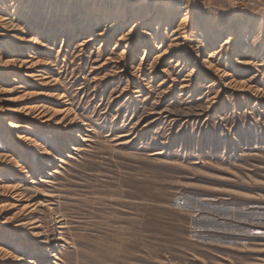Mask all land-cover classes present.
<instances>
[{"label":"rangeland","instance_id":"1","mask_svg":"<svg viewBox=\"0 0 264 264\" xmlns=\"http://www.w3.org/2000/svg\"><path fill=\"white\" fill-rule=\"evenodd\" d=\"M142 20L223 87L144 34L120 74ZM0 55V264H264V0H0Z\"/></svg>","mask_w":264,"mask_h":264},{"label":"bare ground","instance_id":"2","mask_svg":"<svg viewBox=\"0 0 264 264\" xmlns=\"http://www.w3.org/2000/svg\"><path fill=\"white\" fill-rule=\"evenodd\" d=\"M170 9H173V8H170ZM162 26H163V23L158 21L155 24V26H154V30H155L154 34L155 35L154 34H148L147 32L143 33L141 31H143L145 29L152 28V24H147V23L145 24V20H142L141 22L136 23L132 28H130V30L127 33L123 34V36L120 37V39L117 40V41L118 42H120V41H124L125 42L126 41V43L124 45V50L121 51L120 55L118 56L117 60L115 61V69H117L120 72V74L124 73L125 75H127V73H125L124 66H125L127 60H129V58H130V52L127 51L125 48H127L130 45L131 47H135V48L138 49V46H136V44H137V40H136L137 36H138V34H144L147 39L145 38V42L142 45L143 48H144L143 52H142V56L146 57L148 55V53L146 52V49L147 48L149 49L150 47H152L151 45L153 44L152 43L153 40H158L159 41V46L156 48V50H157L156 59L157 60H162V59H164L166 57H169V62H173L174 61L176 63L175 64L176 67H181L182 65L185 66L186 64H188L191 61H193L194 62V67H193V70L191 71V74H194L195 72L198 73L199 76L204 77L205 79H207V81L212 83L211 86H213V85L214 86L215 85L222 86L221 84L224 83L223 81H224L225 78H227V74H224V72H220V70L216 69V66L213 64V62L211 60V59H214L215 57L219 56V54L222 52V49L221 48L214 49L213 50V54H211V55L208 54L200 62L198 60V54L197 53L199 52V50L201 48V44L204 43V42H202L201 44H199L200 42L199 43L197 42L198 46L193 45V42H196V40H194V39L191 40L190 42H187V43L185 42L186 41V39H185V31H184V29L186 27V21L185 20L184 21L182 20V22L178 25V27L176 29L172 30V32H171L172 37L168 38L167 42H166L165 39H163V37L157 36V35H159ZM108 27H110V26H108ZM113 27H114V25L112 27H110V29H113ZM102 32H104V31H102ZM102 32L100 33L101 35H99V36L101 37V39H102L101 41L103 43V41H106V39L108 38V35L107 34L106 35L102 34ZM126 36L129 37L128 40L127 39L124 40L126 38ZM200 36L205 41L207 40L205 33H201ZM232 39L234 41V39H237V37H234ZM30 40L27 39V41H25V42H29V43L31 42V44H33V45L39 43L38 42L39 40H34V41H30ZM81 41H83V42L81 44H79V47H83V45H87V44L91 43L92 41H94V39H93L92 36H89L87 38H84ZM210 41L213 44L217 43L216 40H210ZM127 43H129V44H127ZM226 43H228V42H225V44ZM182 51H184L183 55L179 56L180 53H182ZM179 57H180V59H178ZM0 62H1V55H0ZM236 64L245 66V64L240 62L239 60L236 61ZM2 65L4 67H6V68L13 69V68H15V60L13 58L7 59V60H5L3 62ZM246 65H248V63ZM22 68L23 67L21 65L19 67H17L18 70H21ZM194 69H195V71H194ZM21 73H22V71H21ZM13 74L14 75H12V76L10 75V78H11L10 81L11 82H15V77H16L17 73H13ZM219 74H222V75H219ZM25 77L31 78L32 76L31 75H27ZM224 87H225V89L227 87H230V83L225 84ZM6 112H11V110L8 109ZM10 128H14V126L11 125ZM22 138H24V137L23 136L20 137L21 140H22ZM62 163H64V162H62Z\"/></svg>","mask_w":264,"mask_h":264},{"label":"built area","instance_id":"3","mask_svg":"<svg viewBox=\"0 0 264 264\" xmlns=\"http://www.w3.org/2000/svg\"><path fill=\"white\" fill-rule=\"evenodd\" d=\"M177 204H178V205H181V204H182V202H181V201H179Z\"/></svg>","mask_w":264,"mask_h":264}]
</instances>
